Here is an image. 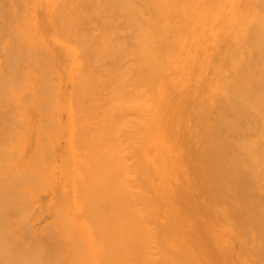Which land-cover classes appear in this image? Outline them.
<instances>
[{"label":"bare ground","instance_id":"1","mask_svg":"<svg viewBox=\"0 0 264 264\" xmlns=\"http://www.w3.org/2000/svg\"><path fill=\"white\" fill-rule=\"evenodd\" d=\"M0 264H264V0H0Z\"/></svg>","mask_w":264,"mask_h":264}]
</instances>
